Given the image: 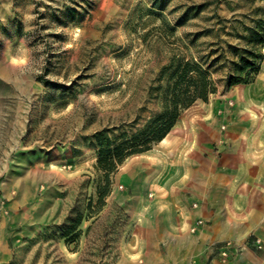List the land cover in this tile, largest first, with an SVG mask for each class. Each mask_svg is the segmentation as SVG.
<instances>
[{"label":"rangeland","instance_id":"1","mask_svg":"<svg viewBox=\"0 0 264 264\" xmlns=\"http://www.w3.org/2000/svg\"><path fill=\"white\" fill-rule=\"evenodd\" d=\"M252 1L0 0V264L121 258L138 227L128 199L145 195L138 186L149 177L147 162L127 159L99 210L90 137L136 119L139 127L158 112L149 92L175 55L206 66L223 53L212 67L217 96L192 107L202 113L211 100L230 104L225 78ZM263 71L264 61L255 81ZM257 240L249 244L262 251Z\"/></svg>","mask_w":264,"mask_h":264},{"label":"crops","instance_id":"2","mask_svg":"<svg viewBox=\"0 0 264 264\" xmlns=\"http://www.w3.org/2000/svg\"><path fill=\"white\" fill-rule=\"evenodd\" d=\"M225 97L233 106L215 99L202 113L190 108L140 156L145 195L128 199L138 227L115 264H264V248L249 244H264V71Z\"/></svg>","mask_w":264,"mask_h":264},{"label":"trees","instance_id":"3","mask_svg":"<svg viewBox=\"0 0 264 264\" xmlns=\"http://www.w3.org/2000/svg\"><path fill=\"white\" fill-rule=\"evenodd\" d=\"M253 9L247 16L250 25L241 36V43L234 47V59L229 65L225 78V89L237 85H249L255 81L264 61V0H253ZM176 27L164 25L163 32L171 36ZM224 57L222 53L215 62ZM175 55L167 65L162 66L151 87L150 96L159 101L160 109L146 119L142 125L136 119L129 126L103 129L94 133L90 140L98 149V204L101 210L111 194L112 179L119 168L130 157L153 150L175 128L183 113L197 102L207 103L218 93V85L213 77V64ZM82 218L77 221L78 224Z\"/></svg>","mask_w":264,"mask_h":264},{"label":"built area","instance_id":"4","mask_svg":"<svg viewBox=\"0 0 264 264\" xmlns=\"http://www.w3.org/2000/svg\"><path fill=\"white\" fill-rule=\"evenodd\" d=\"M232 104L233 103L231 102L230 105L232 106ZM200 224H202V222H200ZM256 246H257L258 249H263L262 241L261 240H257L256 241ZM228 256H229V253H228L227 250L222 251V257L226 258Z\"/></svg>","mask_w":264,"mask_h":264}]
</instances>
